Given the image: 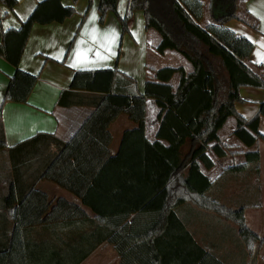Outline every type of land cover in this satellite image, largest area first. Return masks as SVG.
Masks as SVG:
<instances>
[{"label": "crops", "instance_id": "obj_1", "mask_svg": "<svg viewBox=\"0 0 264 264\" xmlns=\"http://www.w3.org/2000/svg\"><path fill=\"white\" fill-rule=\"evenodd\" d=\"M40 1L17 0L11 9L1 5L2 29H18ZM62 4H73L74 14L62 22L34 23L24 45L18 68L37 76L26 102L4 101L15 67L0 56V121L5 142V148L0 150V250L5 252L2 263H7L8 256L10 264H264V245L248 246L233 222L189 200L173 207L174 218L160 222L143 241L128 240L118 232L105 239L108 228L104 221L96 219V213H111L106 217L108 223L122 228L128 235L147 233L156 224L159 207L154 198L157 184L154 174L157 172H152V168L139 188L138 176H100L98 190H82L80 195L40 176L55 146L23 142L42 133L68 143L93 112V106L88 104H57L76 70L116 68L135 81L139 93H143L144 84L153 77L154 70L161 67L182 66L186 72L191 71L189 62L176 51L166 49L158 54L154 50L160 37L151 28L145 30L142 39L130 50L132 60L124 55L120 23L111 11L104 22H99V0L90 3L62 0ZM126 6L127 0L117 1L120 16ZM245 11L257 20V29L237 19L227 21L225 26L252 42L254 47L247 64L264 77V62H257L264 58V0H239L240 16ZM141 16L140 10L133 12L129 21L131 31ZM210 23L204 9L200 24ZM178 81L179 76L174 74L170 83L176 86ZM239 95L242 101L235 103L236 112L250 120L264 101V89L243 86ZM145 103L144 136L153 142L159 127V108L152 98H146ZM231 117L233 121L226 128ZM228 119L217 132L219 143L230 147L225 150L227 154L214 156L209 151L213 145L210 143L205 154L213 166L209 169L200 166L199 171L210 181L205 195L234 209L244 206L246 225L264 238V142L256 140L246 147L233 135L235 118ZM135 126L127 114L120 113L108 127L110 154L114 156L121 150L122 159L128 163L135 161L138 149L146 147L142 142L124 139V133ZM258 131L264 135V116L259 117ZM160 142L168 146L166 141ZM192 149L191 141L180 147L182 160ZM246 151L259 153L258 172L253 165L231 169L244 163ZM166 153L161 152V157L156 155L153 162L166 167ZM194 181L205 185L198 175ZM187 192L182 177L171 183L172 196L185 197ZM251 249L255 251L254 257Z\"/></svg>", "mask_w": 264, "mask_h": 264}, {"label": "trees", "instance_id": "obj_2", "mask_svg": "<svg viewBox=\"0 0 264 264\" xmlns=\"http://www.w3.org/2000/svg\"><path fill=\"white\" fill-rule=\"evenodd\" d=\"M76 1L72 0V3ZM117 1L99 0L100 23L106 13L111 11L125 32L133 12L140 10L144 16L145 28L154 29L160 37L154 50L158 54H163L166 49L176 51L189 62L191 71L186 72L182 66L161 67L154 70L153 77L148 78L144 84L143 93H139L135 81L116 68L76 70L69 88L62 91L57 104H88L93 106V112L68 143L42 133L23 142L55 146V152L40 176L54 180L80 195L82 190H98L100 176H138L139 188L151 168L152 172H157L154 174L157 178L154 198L158 201L159 213L153 228L141 235H128L123 233L122 228L108 223L106 217L111 213H96V219L104 221L105 228H108L105 239L111 238V233L118 232L128 240L143 241L156 230L160 222L174 218L173 207L189 200L200 208L233 222L238 235L248 246L254 244L258 248L264 245V238L246 225L244 206L234 209L205 195L210 181L199 171L201 165L207 169L213 166V162L205 154L210 143L213 145L209 151L214 156L223 157L227 154L225 150L230 147L219 143L217 132L230 116L236 120L233 135L242 144L251 147L256 140L264 142V135L258 131L259 117L264 116V101L260 104L258 113L250 120L242 118L235 109V103L242 101L240 87L264 89V77L247 64L254 46L246 37L236 35L225 26L227 21L237 19L257 29V20L246 11L244 16L248 18L240 16L239 0H127L122 16L117 12ZM16 3L17 0H0V6L9 9ZM204 9L211 19L207 26L200 24ZM74 12L73 4L63 5L62 0H42L18 29L8 30L1 27L0 13V56L15 67L4 93V101L26 102L37 79L36 75L18 68L32 25L62 22ZM174 74L179 76L176 86L170 83ZM146 98H152L159 108V127L153 142L147 141L144 136ZM120 113L127 114L136 124L133 129L124 133V139L139 144L142 142L146 146L138 149L135 161L129 163L122 159L121 150L113 156L109 149L111 134L108 127ZM160 140L166 141L168 146H164ZM188 141L192 142L193 149L182 160L180 147ZM4 148L0 121V150ZM164 151L167 152V166L162 165L161 168L160 164L153 161L156 155L160 156ZM243 157L244 163L231 169L240 170L253 165L256 172L259 171L260 156L257 151H246ZM159 169H162V173ZM195 175L205 180L204 186L196 184ZM57 176H66L67 179L62 180ZM161 176L166 179L160 180ZM177 177H182L183 186L188 191L185 197L171 195V183ZM116 247L122 252L119 244ZM250 253L254 257L255 251L251 249ZM4 256L5 252L0 250V264H3ZM6 259V264H10L8 256Z\"/></svg>", "mask_w": 264, "mask_h": 264}, {"label": "rangeland", "instance_id": "obj_3", "mask_svg": "<svg viewBox=\"0 0 264 264\" xmlns=\"http://www.w3.org/2000/svg\"><path fill=\"white\" fill-rule=\"evenodd\" d=\"M141 14H142V12H141ZM114 16H115V14H114ZM105 17H106V15H105ZM105 17H104V19H105ZM143 18H144V16L143 17L141 16V20L135 21V24L132 26V31H131V25L130 24L128 25V30L125 31V32L122 31V28L120 27L121 28V34H122L121 35L122 36V41H123L122 51H123L124 55H129L131 57V60H132V51H130V50L136 44L137 40L142 39L141 36L145 32V30H147L145 28V22H144ZM131 19H132V17H131ZM103 22H104V20H103ZM141 68H142V65H141ZM232 121H233L232 117L228 119V121H227L228 123L226 124V126H227L226 128H228L229 124H231Z\"/></svg>", "mask_w": 264, "mask_h": 264}, {"label": "snow or ice", "instance_id": "obj_4", "mask_svg": "<svg viewBox=\"0 0 264 264\" xmlns=\"http://www.w3.org/2000/svg\"><path fill=\"white\" fill-rule=\"evenodd\" d=\"M94 31H95V30H93V32H94ZM93 39H95V36H93ZM262 46H264V45H262ZM77 56H79V52H77ZM104 58H105V57H101V59H104ZM257 62H264V58H262L261 61H257ZM72 66H73V67L76 66V62H75V61L73 62Z\"/></svg>", "mask_w": 264, "mask_h": 264}]
</instances>
